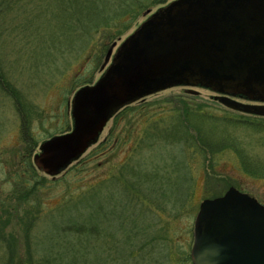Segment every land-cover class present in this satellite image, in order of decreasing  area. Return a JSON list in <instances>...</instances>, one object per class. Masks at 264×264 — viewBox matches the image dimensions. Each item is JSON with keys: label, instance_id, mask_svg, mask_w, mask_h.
Listing matches in <instances>:
<instances>
[{"label": "rangeland", "instance_id": "1", "mask_svg": "<svg viewBox=\"0 0 264 264\" xmlns=\"http://www.w3.org/2000/svg\"><path fill=\"white\" fill-rule=\"evenodd\" d=\"M170 1L146 10L137 17L131 28L119 36L116 35L115 28L107 26L110 25L109 23L102 24L95 30L98 32L92 33L87 45H83L82 42L85 41L67 31L65 26L74 23L76 18L79 23L84 22L83 24L100 22L104 18L101 9L107 8L106 3L104 5L101 0H21L19 5H15L3 14L2 20L5 25L28 26L25 35L19 28L12 29L13 33L9 38H3V45L0 48V58L5 68L10 71L14 84L23 94V108L29 117H26L28 121L22 120L23 117L21 118L17 113L13 102L0 91V220L7 232L13 226L16 228L20 236V241L17 242L18 251L25 246L23 234L31 220L35 218L30 229V242L33 245L40 241L44 234L47 220L48 222L50 219L56 220L52 212L59 209V204L61 205L62 202L65 204L71 196L76 198L78 194L87 190L88 185L94 183L100 184L97 187V194L102 200L107 190L104 182L111 176L115 177L118 169L124 164L128 167L132 165L135 171L138 168L141 172L149 170L157 172L166 166L174 169V173L183 169L186 173L190 172L188 174L190 179L186 181L190 185L188 192L185 194L186 185L183 183L175 187L180 190L184 188L182 195L189 197L190 206L187 210L176 214L164 212L159 217L154 216V220L147 218V221L154 222L151 226L148 223L147 231L152 236L162 237L155 241L164 243L163 250L168 251L170 256L169 264L170 261L171 264H192L190 250L193 244V224L202 199L213 198L210 196L216 194L222 195L233 186L264 205V177H252L244 173L233 151L217 154L212 166V158L206 160L205 166H200L201 162L196 157H188V151L182 142L160 145L159 141H154L155 146L152 148L135 145L129 133L126 135L125 132L120 131H125V128H122L123 122L113 131L114 136L118 134L121 142L115 139L110 146L108 133L112 120L106 124L97 143L83 154L81 158L83 162L80 165L73 166L75 163L73 162L54 178L38 172L46 180L48 187L42 188L33 196H27L20 206L18 204L20 203L19 187L25 184L23 182H31L33 179L31 171L23 161L24 154H29L33 164L32 157L38 152L42 142L66 133L67 129V132L71 130L70 104L75 91L85 85H92L99 79L110 63L108 61L102 69L108 49L115 44L113 54L118 45L142 23L147 11L152 13ZM189 89L193 90L191 94L188 93ZM185 95L196 96L188 101L204 105V110L216 116H228L230 113L237 117L253 116L223 106L215 100L214 96L217 94L201 86L168 87L147 95L130 106L143 107L157 113L161 109H172L174 104L169 103V100ZM242 102L250 103L245 100ZM22 114L25 113L22 111ZM133 119L136 120L137 117ZM23 126L26 127L30 138L28 146L23 144L21 130ZM237 134L242 145L246 146L245 149L252 152L250 153L252 156L256 155L264 160V143L258 141L257 136L243 129H239ZM103 141L109 143L102 146V154H98V151L92 152ZM128 176V181L131 182V176ZM173 177L175 179H172V182L176 183L174 174ZM135 195L138 198L137 202H144L143 193ZM74 201H69V206H72ZM129 201L125 206L129 220L136 213L140 223L147 222L145 220L147 212L144 207L141 205V208L136 209L130 195ZM114 225V220L109 219L104 226L111 230ZM162 262L166 264L168 261L164 259Z\"/></svg>", "mask_w": 264, "mask_h": 264}, {"label": "water", "instance_id": "2", "mask_svg": "<svg viewBox=\"0 0 264 264\" xmlns=\"http://www.w3.org/2000/svg\"><path fill=\"white\" fill-rule=\"evenodd\" d=\"M146 15L113 55L115 44L108 49L99 79L75 91L72 128L39 145L36 169L58 175L117 111L172 86L210 88L225 106L264 115V106L229 97L264 101V0H172ZM192 235V264H264V205L231 186L199 203ZM215 248L216 260H200Z\"/></svg>", "mask_w": 264, "mask_h": 264}, {"label": "trees", "instance_id": "3", "mask_svg": "<svg viewBox=\"0 0 264 264\" xmlns=\"http://www.w3.org/2000/svg\"><path fill=\"white\" fill-rule=\"evenodd\" d=\"M167 1L169 0H101L104 5L106 3L107 8L101 9L104 18L100 22L83 24L84 22L79 23L76 18L74 23L66 25L65 29L77 38L83 39L85 42L82 44L87 45L92 33L98 32L95 30L102 24L109 23L107 26L115 28L116 35L119 36L134 25L139 15ZM20 2L21 0H0V48L3 45V38H9L13 33L12 29L19 28L24 35L26 34L27 25L9 26L10 24L5 25L2 20L3 14ZM124 18H127L126 21ZM14 83L10 71L5 68L0 58V91L13 102L17 113L23 117L22 120L28 121L29 117L23 108V94ZM195 97L185 95L178 97L176 101L169 100V103L174 104L173 108L161 109L157 113L143 107L125 106L111 119L109 145H113L115 139L119 140L118 134L114 136L113 131L123 122L122 128H125V131H120L126 135L129 133L135 145L139 147L152 148L155 146L154 141H159L160 145L182 142L188 151V157H196L201 162L200 166H205L209 158H212V166L217 154L230 150L237 156L239 167L244 173L252 177H264V160L256 155L252 156L250 154L252 152L245 149L246 146L242 145L237 134L239 129L250 131L258 137V141L264 143V117L254 115L237 117L233 113L228 116H216L204 110V105L188 101ZM22 111L25 114H22ZM135 116L136 120L133 119ZM21 130L23 144L28 146L30 138L26 127L23 126ZM108 143L103 141L92 152L98 151V154H102V148ZM82 156L73 166L83 162ZM24 158L23 161L31 171L33 179L31 182H23L25 184L19 187V206L25 202L27 196H33L42 188L48 187L46 180L39 174L42 172L32 164L29 154H24ZM125 165L118 169L115 177L111 176L104 182L107 190L102 200L97 194V187L100 184L94 183L88 185L87 190L78 194L76 198L71 196L65 204L63 202L59 204V209L52 212L56 220L50 219V222L47 220L44 234L40 241L33 245L30 242V229L35 218L31 220L24 230L25 246L21 251H18L17 242L20 241V236L16 228L13 226L7 232L0 220V264H164L162 262L164 259L168 261L166 264H169L170 256L168 251L163 250L164 243L156 242L162 237L148 233V223L151 226L154 222L150 220L164 212L176 214L187 210L190 199L188 196L185 197V194L190 185L186 181L190 179L188 177L190 172L186 173L183 169L174 173L175 170L167 166L157 172L156 170L141 172L138 168L135 171L132 165L129 167ZM173 174L176 176V183L172 182V179H175ZM128 175L131 176V182L128 181ZM206 176L205 173V178ZM180 183L186 185L184 195H182L184 188L182 190L175 188ZM142 193L145 205L137 202L138 198L135 195ZM129 195L136 209L141 208V205L144 207L147 212L145 220L147 221L149 217V222L140 223L136 213L129 220L125 213V206L130 202ZM71 200L75 201L69 206ZM109 219L114 220L115 224L111 230L104 226Z\"/></svg>", "mask_w": 264, "mask_h": 264}, {"label": "flooded vegetation", "instance_id": "4", "mask_svg": "<svg viewBox=\"0 0 264 264\" xmlns=\"http://www.w3.org/2000/svg\"><path fill=\"white\" fill-rule=\"evenodd\" d=\"M208 90H211L210 88H207ZM212 91V90H211ZM215 93V92H214ZM218 94V93H215ZM217 96V95H216ZM214 96V98L216 97ZM230 98L236 102L239 103H243L242 100H245L246 102H250V103H245V104H249V105H262L264 106V101H260V100H253V99H249L243 95H236V96H230ZM215 100H217L215 98ZM218 101V100H217ZM244 104V103H243Z\"/></svg>", "mask_w": 264, "mask_h": 264}, {"label": "clouds", "instance_id": "5", "mask_svg": "<svg viewBox=\"0 0 264 264\" xmlns=\"http://www.w3.org/2000/svg\"><path fill=\"white\" fill-rule=\"evenodd\" d=\"M218 256H219V249L215 248L212 251H202L199 258L201 261H214L218 258ZM193 260L195 264L196 259Z\"/></svg>", "mask_w": 264, "mask_h": 264}]
</instances>
